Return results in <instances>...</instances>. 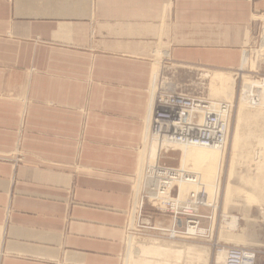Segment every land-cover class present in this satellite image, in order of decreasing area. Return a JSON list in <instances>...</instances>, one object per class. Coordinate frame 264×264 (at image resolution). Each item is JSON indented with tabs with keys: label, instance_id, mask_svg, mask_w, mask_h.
I'll use <instances>...</instances> for the list:
<instances>
[{
	"label": "crops",
	"instance_id": "1",
	"mask_svg": "<svg viewBox=\"0 0 264 264\" xmlns=\"http://www.w3.org/2000/svg\"><path fill=\"white\" fill-rule=\"evenodd\" d=\"M263 29L264 0H0V264H122L159 61L242 71Z\"/></svg>",
	"mask_w": 264,
	"mask_h": 264
},
{
	"label": "rangeland",
	"instance_id": "2",
	"mask_svg": "<svg viewBox=\"0 0 264 264\" xmlns=\"http://www.w3.org/2000/svg\"><path fill=\"white\" fill-rule=\"evenodd\" d=\"M254 49L249 57L252 64L242 71L188 68L185 72L169 64V69H163L161 75L158 73L163 63L159 61L155 68L157 79L179 85V93L208 98L210 94L214 96L212 91L228 92L233 86L229 99L222 92L215 100L232 102L233 114L219 185L214 193L209 192L217 197V208L214 215H204L208 220L204 221L203 228L210 234L212 231V236L206 232L205 237L197 240L172 239L162 232L171 227L170 219L147 208L148 215H142V221L137 223L131 219L127 225L122 264H211L213 244L252 249L257 253L255 264H264V88L254 93L253 103L247 102L253 81L264 86V43L256 52ZM247 60L246 56L245 65ZM244 84L249 87L245 89ZM245 90H249V96L242 100ZM179 155V151H170L161 156L160 162L179 167ZM257 183H261L258 189ZM216 260L220 263L218 257Z\"/></svg>",
	"mask_w": 264,
	"mask_h": 264
},
{
	"label": "built area",
	"instance_id": "3",
	"mask_svg": "<svg viewBox=\"0 0 264 264\" xmlns=\"http://www.w3.org/2000/svg\"><path fill=\"white\" fill-rule=\"evenodd\" d=\"M264 43V29L253 47L243 49V56L252 48ZM256 56L254 57V60ZM160 72L169 69L170 61L161 60ZM162 75V74H161ZM159 76V75H158ZM175 85L157 79L154 74L149 91L148 113L144 120L140 159L134 177L129 224L142 221L147 208L171 221L170 238L182 237L197 240L209 230L203 228L208 220L204 215H214L217 208L199 173L180 167L163 165L161 156L179 147H200L225 151L232 124L233 104L179 93ZM156 143L158 158L151 161L146 155L147 144ZM129 231V226H128ZM138 231V230H137ZM211 264H255L257 253L252 249L220 244L211 245ZM222 258L218 263L216 258Z\"/></svg>",
	"mask_w": 264,
	"mask_h": 264
},
{
	"label": "bare ground",
	"instance_id": "4",
	"mask_svg": "<svg viewBox=\"0 0 264 264\" xmlns=\"http://www.w3.org/2000/svg\"><path fill=\"white\" fill-rule=\"evenodd\" d=\"M258 49H256V50L254 49V51L256 52ZM263 51H264V49H263ZM207 75H205V76H207ZM254 82L255 81H253V83L250 85L251 86L250 87V98L251 99L250 98L247 99L246 96H249V90H245L243 92V95H242V97H243L242 100L243 99H247L248 100L247 102L250 101V103H253L254 93H257V89L264 88V86H261L260 83H258V82L254 83ZM263 84H264V81H263ZM232 87L233 86H231L229 88V90H227L228 92H226V91L223 92L224 90H222V89H220L219 92L218 91H216V92L212 91V94H214V96L210 94V95H208V99L211 98V100H217L216 97H218L220 95V93H221V95L224 93V95H223L224 98L225 99H229L231 94H232ZM244 87H245V89H247L249 87V84H244ZM175 89L178 91L179 87H177ZM196 97H203V96H200V94H199ZM223 101H225V100H223ZM240 111H241V109H240ZM240 114H241V116H243L242 113H240ZM149 147L151 148V150H149L150 151V155H149V157L148 156L147 157L151 161H154V160L157 159V155H158L157 154L158 153V149H157L156 143L152 142ZM176 151H179V153H180V155H179V167L182 168V169L191 171V172L199 173L201 175L203 181H204V184H205L208 192L211 191V193H214V191H216V189L218 188L219 181H220V173L222 171V163H223V158H224V156H223L224 151L211 150V149L200 148V147H181V148L179 147L178 149H176ZM258 171H260V170H258ZM261 173H262V171H261ZM261 173H257V174L259 175ZM259 184H261V183H257V185H256L257 189L260 186ZM228 224H230V222H228ZM232 226L235 227L236 223H233ZM218 258H219V261L222 262V258L219 257V256H218Z\"/></svg>",
	"mask_w": 264,
	"mask_h": 264
}]
</instances>
